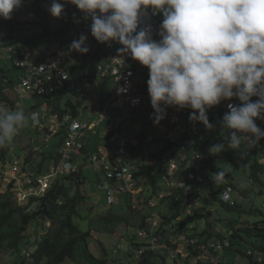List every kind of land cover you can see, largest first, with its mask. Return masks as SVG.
Segmentation results:
<instances>
[{
    "label": "built area",
    "instance_id": "1",
    "mask_svg": "<svg viewBox=\"0 0 264 264\" xmlns=\"http://www.w3.org/2000/svg\"><path fill=\"white\" fill-rule=\"evenodd\" d=\"M28 3L26 0L25 4ZM65 4L64 10L71 16H63L61 39L54 50L41 53L35 46L24 44L17 48L13 43L1 46L0 93L4 97L1 104L11 106V96L17 95L16 102L23 98L33 99L35 104L31 111L39 113V123L34 125L41 133L38 143L34 146L29 143L24 158L11 157V161L7 158L3 165L7 164V169L3 167L7 173L2 172L8 177L5 180L12 182L17 202L21 205L32 197H44L57 178L77 174L88 162L99 178L107 180L97 186L107 192L111 204L115 203L116 195L133 197L136 193L143 195L144 189L153 190L152 195L144 196L140 201L146 213L143 225L137 227L136 236L141 241L135 253L136 264H189L191 261L192 264H220V254L230 245L233 231H223L211 222L209 226L207 221H202L203 216H195L201 214L198 199L202 195L208 203L218 201L234 205L236 202L233 187L229 185L218 196L211 193L210 186H206V192L201 191V186L209 179L203 169L209 164V149L216 139L201 123L194 125L189 121L193 110L187 107H168L166 117L158 124L154 123L146 85L148 69L145 67L144 72L138 74L136 67L141 64L130 54L119 53L117 49L122 47L119 43L97 42L89 30L91 21L81 20L82 13L74 5ZM74 13L81 22L73 20ZM161 21L162 15H152L150 8L141 18L142 24L152 25L154 40L160 39L157 32ZM81 33L88 37L86 43L90 50L86 54L69 49L70 43ZM81 64L85 67L79 68ZM97 79L113 81L109 96L91 106L80 107L76 103L74 107L66 104L62 110L59 108L57 92L66 90L69 85L70 93L73 88L82 93L86 83L92 85ZM229 103L240 102L236 98L221 101L213 111L227 112ZM85 109L91 116L85 113ZM141 111L144 119L149 117L146 137H142L133 126ZM45 113H49L47 117L43 116ZM57 135L62 136V141L56 144L54 162L45 173H41V166L35 163V159ZM91 136L97 139L88 141ZM153 140H160L163 144L158 153L150 155L149 161L141 162L138 158L143 152L142 145ZM85 148L93 150L85 151ZM157 162L161 163L157 179L164 184L159 191L156 190L159 186L144 184L142 175H137L144 167ZM225 191L227 199L224 198ZM179 196L180 207L187 214L185 218H181L174 207L173 201ZM192 198L197 200L194 206ZM172 219L181 225H172ZM119 248L122 246L118 244L112 254L117 255ZM149 252L156 256L150 258ZM247 254L251 251L248 250ZM258 258L262 259L260 255Z\"/></svg>",
    "mask_w": 264,
    "mask_h": 264
},
{
    "label": "clouds",
    "instance_id": "2",
    "mask_svg": "<svg viewBox=\"0 0 264 264\" xmlns=\"http://www.w3.org/2000/svg\"><path fill=\"white\" fill-rule=\"evenodd\" d=\"M25 1L0 0V18L11 19ZM65 3L82 13L81 20L91 21L89 30L97 42L119 43V53L130 54L148 69L154 123L166 117L168 107H187L193 110L189 121L211 130L208 109L236 98L240 103H229L220 121L222 142L209 151L230 149L245 159L250 147L264 139V130L255 123L264 120V0H51L47 10L59 18ZM149 8L152 15H162L159 40L152 39V25L141 22ZM73 20L81 22L75 13ZM87 39L81 33L69 49L86 54ZM29 122L38 124L39 113L0 107V148ZM225 176L219 170L211 179L219 184ZM227 230L234 233L232 227Z\"/></svg>",
    "mask_w": 264,
    "mask_h": 264
},
{
    "label": "rangeland",
    "instance_id": "3",
    "mask_svg": "<svg viewBox=\"0 0 264 264\" xmlns=\"http://www.w3.org/2000/svg\"><path fill=\"white\" fill-rule=\"evenodd\" d=\"M30 3L24 4L18 8L17 18L22 26L26 29L29 37L33 39L34 46L36 50L41 53H47L56 48L58 42L60 41V33L62 27V18L65 15L70 17L68 13L65 12L59 17H53L47 10L51 0H28ZM66 5V4H65ZM64 5V9H65ZM3 51V48L0 46V52ZM86 65V64H85ZM3 64H0V67ZM79 68H84V64L78 66ZM145 66L139 65L136 67L138 74L144 72ZM78 71V68L75 69ZM16 74L19 72L16 70ZM113 90V81L103 82L101 79H97L92 85L86 83L85 87L82 89L81 95L72 94L69 92V85L66 90L57 92L55 96L58 98L59 108L62 110L66 101L70 100L73 104L77 103V106L86 107L91 106L95 102L104 99L105 97L111 94ZM78 96V99L76 98ZM13 101L12 105L1 104L0 107H4L11 110L22 109L26 113L32 112L31 109L34 107V100L29 98L18 99L17 95L11 96ZM253 101L257 97L251 98ZM15 101V102H14ZM239 102V101H238ZM214 110V106L207 111V116L210 118L209 122L214 125L213 129L207 130V132L212 135L216 143L222 142L220 136V121L225 112L220 110ZM88 111L85 109V113ZM49 113H45L43 116L47 117ZM88 115L91 114L88 112ZM148 122L149 117L144 119V112L138 114V118L133 122V126L140 131L142 137H146L148 133ZM258 127L264 130V120L257 119L255 121ZM40 131L36 126L29 122L28 126L21 129L18 134L14 137L13 141L4 147L6 149V156L9 161L11 157L24 158L26 156L25 150L29 143L31 146H34L38 143L40 136ZM33 139V143H32ZM97 139L96 136H91L89 140L92 142ZM62 141V136L57 135L51 139L50 145H47L45 148L46 157H38L35 159V163L39 164L42 162L41 173H45L50 164V158L48 157L49 152L56 150V144ZM163 144L160 140H153L146 142L142 145L143 152L139 156V160L142 162L149 161L150 155L152 153H158L159 146ZM251 148L249 149V155L245 159H241L237 152L226 149L219 154H210L208 156L209 164L203 169V174L209 176V179L205 184L201 186V191L206 192L207 187L210 186L212 191H218L224 189L227 184V180L224 182L216 184L211 179V174L215 173L217 170H222L231 174L233 178V191L238 198L242 208H237L233 210H228L225 205L220 204L218 201H213V203H208L205 200V197L202 195L198 199L200 207L198 210L203 214L202 221L206 222L211 221L213 225H217L221 230H227L228 227H232L236 230L238 227H244L246 225L252 224L254 221L259 219L260 216L264 214V173L259 174L258 180H251L249 178V169L244 167L243 161L247 160L251 156ZM3 149V148H1ZM27 151V150H26ZM145 151V154H144ZM42 153V155H43ZM41 155V154H39ZM44 156V155H43ZM263 160V159H262ZM264 162V160H263ZM82 165V164H81ZM7 166V164H6ZM4 167L7 169V167ZM4 169V173L7 171ZM83 174L87 177V181L84 185V190L88 195V205L84 203L80 207V216L74 218V222L79 226L83 231H87L88 222L90 218L95 217L96 214L104 212L110 208L124 212L128 208V204H131L132 207L139 211L141 214L146 212L144 205L140 203L144 196H150L153 194V190L150 188L148 190H143V195L136 193L130 200L128 196L123 195L115 197V203L111 204L108 202V194L106 191L98 188V183L105 184L107 180L104 177L99 178L98 174L88 162H85V165L82 168ZM8 180V177H4L2 181V187L5 188L4 180ZM156 190L164 188V184L161 182V179L158 180ZM126 201H130L126 203ZM195 199H191L192 206H194ZM92 206V211L89 212L86 208ZM85 208V209H84ZM194 208V207H192ZM263 214H260V211ZM181 218H185L187 214L182 207L178 209ZM228 221H231L229 223ZM136 225L131 224H122L116 227V233H97L93 232L92 236L87 241L88 252L87 257L82 258L80 263L75 262H64L62 264H99L100 259H104L108 264L115 262L116 264H136L137 259L135 253L139 247L140 239L137 238V227L139 220L134 221ZM172 225L178 226L181 225L176 219L171 220ZM49 225V222L46 223V226ZM189 225V222L186 226ZM240 234L243 235L244 241L241 244L236 243L234 248H239L241 251H245L248 245L253 242L252 233L247 234L244 230L239 229ZM213 235V234H212ZM121 245L122 248L119 250L117 255L112 254V249L116 248L117 245ZM264 244V243H263ZM83 255L86 253L81 250ZM263 252V251H261ZM80 253V250H79ZM232 253V255H231ZM230 255H227L225 252H221L220 258L224 257V260L229 264H243L246 260H243L240 255H235V251L231 252ZM91 255V257L89 256ZM235 255V257H234ZM5 258L4 254L0 253V259ZM95 261H92L94 260ZM80 259V258H79ZM120 262H119V261ZM191 261L189 264H192Z\"/></svg>",
    "mask_w": 264,
    "mask_h": 264
},
{
    "label": "trees",
    "instance_id": "4",
    "mask_svg": "<svg viewBox=\"0 0 264 264\" xmlns=\"http://www.w3.org/2000/svg\"><path fill=\"white\" fill-rule=\"evenodd\" d=\"M17 15L18 9L13 11L11 19L4 20L0 18V46L6 43H13L16 48L22 44L34 46L33 39L29 37L26 29L19 22ZM24 32L25 35L23 34ZM72 94L79 95L80 93L76 88H73ZM76 98L78 99V96ZM1 100H4V97L0 93ZM66 104L75 106L70 100H67ZM92 150L91 148H85V151ZM6 153V149L0 148V253L5 256V258L0 259V264L80 263L82 258L87 257V241L93 232L114 234L118 225L124 223L136 225L135 220H139L137 224L143 225L145 213L141 214L131 204H128L129 206L124 212L110 208L96 214L95 217L90 218L87 231L81 230L74 222V218L80 216L82 204L87 203L88 205V195L84 190L87 177L83 174V167L75 175L57 178L44 197H32L25 204H18L12 191V182L4 180L5 188L2 187V181L5 177L2 170L7 159ZM262 159L264 160V139L252 146L251 156L243 161L244 167L249 169V178L251 180H258L259 174L264 173V162ZM160 165L161 163L157 162L155 165L144 167L137 175H142L145 183L150 184L152 187L158 182L157 177L161 168ZM225 173L226 185L234 187L231 174ZM220 192L221 190L212 191L211 193L213 195L217 193L216 195L218 196ZM180 199L181 197L179 196L173 201L176 210L181 206ZM125 200L131 201V198ZM168 200H171V197H168ZM129 202L126 201V203ZM88 207L86 209L91 212L92 206ZM225 207L228 210L242 208L239 201L234 206L225 205ZM259 213L263 214L261 211ZM195 216L200 217L203 214H196ZM47 222H49L48 226H46ZM209 222L207 221L208 224ZM228 222L231 223V221ZM239 229L244 230L247 234L252 233L254 240L245 251H241L237 247L234 248L236 243L241 244L244 241ZM263 243L264 214L252 224L238 227L234 230L230 245L224 248L223 252L230 255L234 250L236 256L240 255L243 260H246L243 264H264ZM81 250L86 255H83ZM248 250L251 251L249 255L247 254ZM227 255H224V257ZM259 255L262 256L263 260L258 258ZM89 256L91 257V255ZM148 256L153 258L156 254L149 252ZM224 257L220 258L219 263L229 264L224 260ZM92 261H95V259ZM99 264L108 263L104 259H100Z\"/></svg>",
    "mask_w": 264,
    "mask_h": 264
},
{
    "label": "crops",
    "instance_id": "5",
    "mask_svg": "<svg viewBox=\"0 0 264 264\" xmlns=\"http://www.w3.org/2000/svg\"><path fill=\"white\" fill-rule=\"evenodd\" d=\"M129 130H132V129H129ZM44 151H45V149H44ZM25 153H26V151H25ZM53 153H54V151L53 152H49L48 153V157L50 158V164H49V166L54 162V156H53ZM27 154V153H26ZM44 155V156H43ZM43 155L41 154V155H38L36 158H38V157H43V158H45L46 157V154H45V152L43 153ZM42 162H40L39 163V165L42 167Z\"/></svg>",
    "mask_w": 264,
    "mask_h": 264
}]
</instances>
